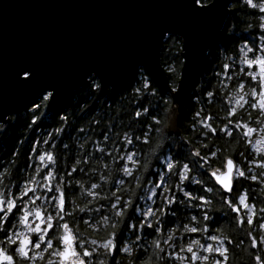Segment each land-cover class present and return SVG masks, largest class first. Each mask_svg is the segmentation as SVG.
Returning <instances> with one entry per match:
<instances>
[{"label":"clouds","instance_id":"obj_1","mask_svg":"<svg viewBox=\"0 0 264 264\" xmlns=\"http://www.w3.org/2000/svg\"><path fill=\"white\" fill-rule=\"evenodd\" d=\"M223 7L190 87L170 65L142 108L113 106L150 74L92 73L54 113L46 89L0 121V264H264V0Z\"/></svg>","mask_w":264,"mask_h":264},{"label":"water","instance_id":"obj_2","mask_svg":"<svg viewBox=\"0 0 264 264\" xmlns=\"http://www.w3.org/2000/svg\"><path fill=\"white\" fill-rule=\"evenodd\" d=\"M225 2L194 14L188 0H0V121L46 89L55 90L50 110L57 109L92 73L119 90L143 66L165 87V34L185 39L179 80L190 87L216 40Z\"/></svg>","mask_w":264,"mask_h":264},{"label":"trees","instance_id":"obj_3","mask_svg":"<svg viewBox=\"0 0 264 264\" xmlns=\"http://www.w3.org/2000/svg\"><path fill=\"white\" fill-rule=\"evenodd\" d=\"M178 58H183L182 57V42H180L178 45L173 44L171 40L169 42H166L164 44V48L161 51V62L165 70L167 71L169 79H171L174 75L173 71H169L170 65L172 66L174 70L179 71L181 75L182 68L177 69L176 65L173 64V61L177 60ZM179 79H180V76L178 77V80ZM146 83H147V88L143 90H141V87H142L141 81H137L135 85L129 86L126 89H122L119 93L111 97L110 103L113 106L119 104L121 107L128 106V107L142 108L144 104L148 103L149 100L151 99L148 93L154 89V83L150 77L147 78ZM134 88L136 89L135 92L133 91ZM137 96H140L139 100L136 99ZM49 111H50V114H52L56 111V109L49 110ZM36 112H37V116L35 120L30 119L29 122L33 123L34 125L39 126L41 125L42 120H43L42 115H40L41 109L37 107ZM18 126L19 125L17 124V127ZM5 131H8V130L6 129ZM16 131H18V129H14L12 134L15 135ZM254 222H255V218H254Z\"/></svg>","mask_w":264,"mask_h":264}]
</instances>
